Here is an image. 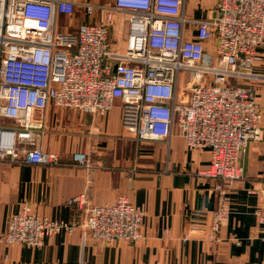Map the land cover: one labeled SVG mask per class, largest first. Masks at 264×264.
Here are the masks:
<instances>
[{
    "label": "built area",
    "instance_id": "built-area-1",
    "mask_svg": "<svg viewBox=\"0 0 264 264\" xmlns=\"http://www.w3.org/2000/svg\"><path fill=\"white\" fill-rule=\"evenodd\" d=\"M189 1L0 0V160L60 166L38 144L52 131L47 108L104 117L119 103L121 125L136 142H168L176 133L187 149L209 152L196 174L218 195L205 236L217 246L227 191L248 178L241 159L264 136L256 94L264 76L254 70L264 48V0H214L212 19L188 15ZM75 9L89 21L60 30L59 16L73 18ZM71 160L96 168L83 152ZM248 193L258 198L253 213L264 241V183ZM65 204L79 209L69 221L24 204L0 242L39 247L75 229L104 246L142 238L143 212L123 196L91 205L79 194Z\"/></svg>",
    "mask_w": 264,
    "mask_h": 264
},
{
    "label": "crops",
    "instance_id": "crops-1",
    "mask_svg": "<svg viewBox=\"0 0 264 264\" xmlns=\"http://www.w3.org/2000/svg\"><path fill=\"white\" fill-rule=\"evenodd\" d=\"M213 1L201 8L191 1L188 15L214 18ZM73 16L72 25L89 21L79 9ZM256 53L254 70L264 76V48ZM256 88L264 133V82ZM121 112L119 103L104 117L47 108L52 131L38 144L41 151L56 153L61 165L0 160V236L24 204L35 215L69 221L79 209L65 202L84 194L91 205L127 198L143 212L142 238L104 246L75 229L50 236L39 247L0 242V264H264L263 234L253 213L258 198L248 193L264 183V136L247 145L241 162L248 178L228 189L223 240L214 246L205 236L218 195L212 180L196 174L207 166L209 152L187 149L176 133L168 142L138 143L122 127ZM76 151L96 168L73 166Z\"/></svg>",
    "mask_w": 264,
    "mask_h": 264
},
{
    "label": "rangeland",
    "instance_id": "rangeland-1",
    "mask_svg": "<svg viewBox=\"0 0 264 264\" xmlns=\"http://www.w3.org/2000/svg\"><path fill=\"white\" fill-rule=\"evenodd\" d=\"M90 1H92V0H90ZM192 1V3L194 2V3H197L198 5H200V3H204L205 2V0H191ZM101 2L102 3H105L106 2V0H101ZM214 2V1H213ZM212 2V3H213ZM192 3L189 1L188 3H187V9L189 10V8H190V6L192 5ZM204 5V4H203ZM200 8H201V5H200ZM71 19H73V20H75L74 18H63V17H60L59 19H58V28L60 29V30H65V28L67 27V30L68 31H70V32H75V28L79 25V23L78 24H76V25H71V26H68V24L70 23V21H71ZM118 19H120V18H118ZM124 34L126 33V31H127V29L126 28H124ZM186 81H184L183 83H181L180 84V87H183V84L185 83Z\"/></svg>",
    "mask_w": 264,
    "mask_h": 264
}]
</instances>
